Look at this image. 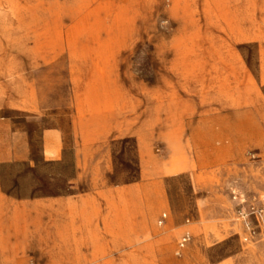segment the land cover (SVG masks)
<instances>
[{
	"label": "rangeland",
	"instance_id": "obj_1",
	"mask_svg": "<svg viewBox=\"0 0 264 264\" xmlns=\"http://www.w3.org/2000/svg\"><path fill=\"white\" fill-rule=\"evenodd\" d=\"M263 37L264 0H0V264H264Z\"/></svg>",
	"mask_w": 264,
	"mask_h": 264
},
{
	"label": "crops",
	"instance_id": "obj_2",
	"mask_svg": "<svg viewBox=\"0 0 264 264\" xmlns=\"http://www.w3.org/2000/svg\"><path fill=\"white\" fill-rule=\"evenodd\" d=\"M90 205V200L88 199H84L83 201H80L79 203L76 202H69L68 203V208H69V212H70V207L73 206L77 209H83L85 207H88ZM59 207H61L59 205ZM80 239H87V237L85 236V234H81ZM82 244V243H81ZM96 249L92 248L91 250L89 249H82V248H74L73 250L71 249V252L69 253L70 256L73 257V262L76 264H85L87 261V257L86 256H90V255H96Z\"/></svg>",
	"mask_w": 264,
	"mask_h": 264
},
{
	"label": "built area",
	"instance_id": "obj_3",
	"mask_svg": "<svg viewBox=\"0 0 264 264\" xmlns=\"http://www.w3.org/2000/svg\"><path fill=\"white\" fill-rule=\"evenodd\" d=\"M189 240H190V236L188 234L185 237H183L180 244L181 248H184L185 245L189 242Z\"/></svg>",
	"mask_w": 264,
	"mask_h": 264
},
{
	"label": "bare ground",
	"instance_id": "obj_4",
	"mask_svg": "<svg viewBox=\"0 0 264 264\" xmlns=\"http://www.w3.org/2000/svg\"><path fill=\"white\" fill-rule=\"evenodd\" d=\"M240 11V10H239ZM238 14V13H237ZM140 17V16H139ZM87 19V18H86ZM85 19V20H86ZM128 19V18H127ZM145 19V18H144ZM84 21V20H83ZM238 21V20H237ZM86 24H87V22H86ZM238 26V25H237ZM241 35V34H240ZM242 36V35H241ZM243 37V36H242ZM264 38V37H263ZM242 40V39H241ZM262 41V40H261ZM93 59V58H92ZM100 60V59H99ZM103 70V69H102ZM98 72V71H97ZM102 72V71H101ZM102 74V73H101ZM182 80V79H181ZM166 93V92H165ZM168 94V93H167ZM223 184V183H222ZM221 184V185H222ZM136 202V201H135ZM140 204L138 203V202H136V206H139Z\"/></svg>",
	"mask_w": 264,
	"mask_h": 264
}]
</instances>
